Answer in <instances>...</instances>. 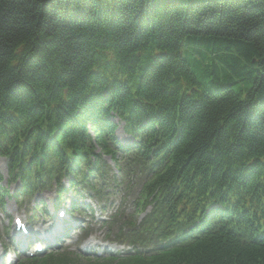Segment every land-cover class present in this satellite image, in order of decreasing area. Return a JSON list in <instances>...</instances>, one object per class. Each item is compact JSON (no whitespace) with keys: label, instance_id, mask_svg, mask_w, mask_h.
Returning a JSON list of instances; mask_svg holds the SVG:
<instances>
[{"label":"trees","instance_id":"1","mask_svg":"<svg viewBox=\"0 0 264 264\" xmlns=\"http://www.w3.org/2000/svg\"><path fill=\"white\" fill-rule=\"evenodd\" d=\"M6 108L40 116L27 139L40 150L21 153L49 171L85 158L89 123L102 145L113 113L150 132L162 114L171 161L146 193L158 231L224 209L145 264H264V240L242 238L264 218V0H0Z\"/></svg>","mask_w":264,"mask_h":264},{"label":"rangeland","instance_id":"2","mask_svg":"<svg viewBox=\"0 0 264 264\" xmlns=\"http://www.w3.org/2000/svg\"><path fill=\"white\" fill-rule=\"evenodd\" d=\"M21 210L18 209L17 204H15L13 200H10L6 211L5 212L0 211V229L2 230V232L5 231V226L8 223V215H13L14 212H19ZM96 215H99V216L101 215V212L99 209H97Z\"/></svg>","mask_w":264,"mask_h":264},{"label":"bare ground","instance_id":"3","mask_svg":"<svg viewBox=\"0 0 264 264\" xmlns=\"http://www.w3.org/2000/svg\"><path fill=\"white\" fill-rule=\"evenodd\" d=\"M34 93H35V94H38L39 92H35V91H34ZM37 97H38V95H37Z\"/></svg>","mask_w":264,"mask_h":264}]
</instances>
